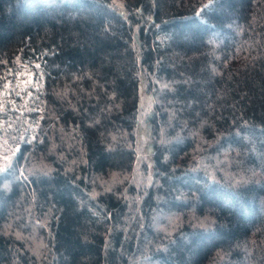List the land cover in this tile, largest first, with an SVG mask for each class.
I'll return each instance as SVG.
<instances>
[{
  "label": "trees",
  "instance_id": "trees-1",
  "mask_svg": "<svg viewBox=\"0 0 264 264\" xmlns=\"http://www.w3.org/2000/svg\"><path fill=\"white\" fill-rule=\"evenodd\" d=\"M0 101V264H264V0H0Z\"/></svg>",
  "mask_w": 264,
  "mask_h": 264
},
{
  "label": "rangeland",
  "instance_id": "rangeland-1",
  "mask_svg": "<svg viewBox=\"0 0 264 264\" xmlns=\"http://www.w3.org/2000/svg\"><path fill=\"white\" fill-rule=\"evenodd\" d=\"M7 83H9V82H7ZM28 86H27V84L26 83H24V84H19L18 83V93L20 92V93H22L23 91H24V89L25 88H27ZM7 89L6 88H3V90H2V94L1 95H7ZM4 97V101H6V100H9V102L11 103V105L15 108V109H17V107H18V103H13V100H12V98H9L8 96H3ZM23 99V101H28V100H26V99H24V98H22ZM4 101H0V108H2L3 106L5 107V104L4 105H2L3 104V102ZM29 102V101H28ZM18 117H19V119H22V117L24 116L23 115V113H25L26 112V108L24 107V106H19L18 107ZM2 123H4L3 124V126H6L7 128H9L10 127V130H12L13 129V133H16V127H15V121H12L11 122V125H10V123H8V121H6V120H4V118L0 121V125L2 126ZM1 128V127H0ZM13 133H12V135H13ZM7 157V154H5L4 152H3V150H2V147H1V145H0V168L2 169V168H4L6 165H7V163H8V160H9V158H7V159H5Z\"/></svg>",
  "mask_w": 264,
  "mask_h": 264
}]
</instances>
